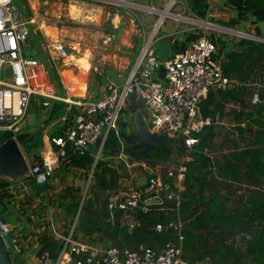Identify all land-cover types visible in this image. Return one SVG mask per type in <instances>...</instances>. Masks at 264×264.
Wrapping results in <instances>:
<instances>
[{
    "label": "built area",
    "instance_id": "2783aa9c",
    "mask_svg": "<svg viewBox=\"0 0 264 264\" xmlns=\"http://www.w3.org/2000/svg\"><path fill=\"white\" fill-rule=\"evenodd\" d=\"M33 23L34 18L25 17L15 0H0V131L21 132L32 103L51 107L58 100L67 104V113L62 118L67 121L65 136L50 137L51 147L42 150V159L30 163L31 177L37 183L48 182L68 144L80 155H86L93 148L100 158L106 139L112 129L117 130L126 100L132 93L150 109L153 130L183 143L186 150L180 163L165 170L163 166L142 165L141 173L146 180L144 187L132 191L121 189L110 194L103 223L110 222L114 226L120 222L132 230L139 223L135 213L139 209L147 212L156 208L180 216L188 163L195 160L193 151L199 142L197 134L214 123L203 115L205 100L213 91L227 90L235 85L216 56L215 38L207 32L200 33L184 50L165 58L157 55L152 44L146 42L125 85L109 84L105 97L75 98L61 96L35 81L38 73L34 69L40 60L27 56L24 51L29 44ZM111 39L109 36L104 42ZM49 48L58 58L69 56L62 41L51 43ZM253 94L254 103L259 102L258 90ZM17 188L29 193L32 183L21 179L12 191ZM47 217L54 226V213ZM169 226H175L181 232L183 223L178 219ZM15 228L0 214V236L7 248L22 255L26 242ZM156 228L161 231L165 225L158 223ZM70 230L67 234L56 229L52 233L64 243L56 264H201L185 258L182 245L173 241L168 242L163 250L146 243L136 247L104 245L91 236L77 238L75 229ZM48 259L44 248L41 261Z\"/></svg>",
    "mask_w": 264,
    "mask_h": 264
},
{
    "label": "trees",
    "instance_id": "16d2710c",
    "mask_svg": "<svg viewBox=\"0 0 264 264\" xmlns=\"http://www.w3.org/2000/svg\"><path fill=\"white\" fill-rule=\"evenodd\" d=\"M187 1L194 14L200 18L206 16L207 0ZM225 2L237 11V17L231 21V25L249 17L254 18L256 22L264 20V0H225ZM184 36V40L174 42L172 52L166 57L184 50L196 39L197 32L187 31ZM215 41L218 47L216 56L220 58L226 75L253 82L264 77V41L243 37L235 44V49H229L223 40ZM53 78H56L54 74ZM248 87L252 88L244 84L234 85L227 90L218 91V95L211 94L203 105L205 116L214 122L218 112L220 114V110L223 109L218 96L236 97L235 93L238 92L244 96ZM255 87L260 96V101L255 103V106L257 105V110L261 114L255 123L262 128L264 85ZM66 111L67 104L55 100L45 121V127L39 125L32 131L23 129L17 134L0 131V143L16 136L25 155L28 158L33 156L34 161H40L45 144L44 129L52 121L58 120L61 124L54 126L51 137L65 136L67 121L62 120V117L67 113ZM197 137L199 142L193 151L195 160L188 163L180 216L156 208L147 212L139 209L135 212L139 223L132 230L120 222L114 226L110 222L103 223L108 199L105 208L101 209L100 205L105 202L102 193L106 194L118 188L117 169L107 165L102 159H99L93 168L96 159L95 149L91 148L86 155H80L73 151L71 144H68L65 158L69 160L70 165L92 172L95 180L90 187L92 195L82 194L81 188L70 186L65 188L59 197L61 210L65 216L74 220L79 214L74 234L78 230L83 231L84 235L98 233L103 237L108 236L115 245L128 244V246L134 245L130 247H136L140 243H146L158 250H163L168 242L173 241L182 245L183 256L192 263L212 261L213 264H264V128L258 132L256 143L248 144L246 149L238 151L239 155L229 157L235 152L229 151L226 161L217 159L213 161L207 154L210 146H215L212 140L216 137V132L210 126H206ZM173 141L168 136L163 137L162 141H157L156 148L146 155L165 162L169 161L174 154ZM179 143L178 152L182 155L186 149L183 143ZM118 145L120 140L117 130L112 129L106 139L103 156L114 155ZM54 147L57 148L55 143ZM238 147L240 146L234 145V149ZM154 159L148 157L149 163L153 164ZM22 179L31 181L37 196L50 187L47 182L37 183L31 176ZM17 183L7 178H0V214L6 220L4 214L12 209L9 199L14 196L10 186ZM78 190L79 194L76 193ZM178 219L183 223L181 232L175 226H169L170 222H176ZM158 223L165 225V228L158 230L156 228ZM181 235L184 236L183 240ZM41 245L49 255V259L43 263L55 264L64 246L63 241L51 233H44L41 236Z\"/></svg>",
    "mask_w": 264,
    "mask_h": 264
},
{
    "label": "crops",
    "instance_id": "0c3cea01",
    "mask_svg": "<svg viewBox=\"0 0 264 264\" xmlns=\"http://www.w3.org/2000/svg\"><path fill=\"white\" fill-rule=\"evenodd\" d=\"M38 1L23 0L20 6L15 0L25 17L34 18L29 44L24 51L27 56H34L40 60L39 66L34 69V72L38 73L35 81L50 90H54L61 96L70 95L75 98L86 97L88 99L105 97L108 94L109 84H122L126 82L146 42L152 43L156 38L163 40L165 42L164 53L159 56L166 57L172 52L174 42L185 39V32L195 31L198 37L201 31L199 32L197 28H202L201 24L203 26L207 24L222 27L224 30L221 33L209 34L215 40H223L229 49H235V44L243 38L229 31L233 30V27L239 28L240 31L243 30L247 38L258 40L256 37H258L257 33L259 31H261L259 32L260 38H264V20L256 22L254 18L249 17L247 20L241 19L235 22L234 25H231V21L237 17V11L231 8L225 0H207L208 9L204 18L198 17L191 11L187 0H67L69 1V6L65 12L62 11L61 6L53 14V17L41 18L36 9ZM57 1L64 3L63 0ZM45 2L47 1L43 3ZM167 12L169 14L165 15ZM46 14L48 13L46 12ZM162 24L164 27L161 29ZM138 25H142L143 28L141 29ZM126 26L130 27L127 31ZM150 27H152L151 32L148 30ZM203 29L206 28L204 27ZM125 33L127 36L124 35ZM120 35L121 43L127 44L128 48H136V54L133 56L135 57L134 63L126 60L130 59L129 50L122 48L117 50L113 47V41L120 37ZM109 36L112 38L111 41L105 43L104 40ZM138 40L144 42L139 47L138 45L135 46L138 44ZM55 41L65 43L69 51L67 58H58L57 55L52 54L49 45ZM96 42L99 44V48L102 47V51L96 49ZM96 52H100V58L105 62L104 65L93 63ZM118 60H120L119 63ZM53 74L56 78H53ZM232 79L235 81V85L244 84L253 87H248L243 94L244 96L238 94L239 92L235 93L236 97L218 96L223 109L220 110V114L218 112L214 123L207 126H210L216 132V137L212 140V143L217 147V156L215 157V153L212 150L208 153L206 151L213 161L215 159L226 161L229 151L236 152H232L229 157L239 155L238 151L246 149L248 144L256 143L258 132L264 128V124L261 128L260 125L255 123V120L260 118L261 114H259L257 105L255 106L253 100V93L257 90L255 86L264 85V80L258 82L256 79L255 81L257 82H253L238 78ZM217 93L218 91H213L211 94L216 95ZM136 97L138 100V96ZM139 100L142 101L141 99ZM31 109L32 104L24 120L23 129L31 126L29 123H35L34 126L40 124L42 127H45L48 115L41 113L37 119L36 114L30 112ZM203 115L205 116L204 111ZM56 123L52 121L44 129L45 144L43 149L51 147V132ZM150 127L151 132L156 134L157 132L153 130L151 125ZM124 131L129 132L127 129H121L123 134ZM119 132L120 129L117 128L118 137L120 138ZM128 135L129 133L126 134V136ZM159 135L162 136L163 134ZM234 145H239L240 147L232 150L234 149ZM143 150L140 152L136 150L132 154H126L127 157L124 160L127 167L125 166V170L115 168L119 173L118 188L109 191V195L121 189L132 191L144 187L146 180L141 173L142 165L162 166L165 163L168 167H171L180 163L184 155L174 156L175 159H179V162L173 160V158L165 162L164 160L154 159L152 156L146 155L151 150ZM148 157L154 159L153 164L149 163ZM62 159L68 160L65 157ZM67 162L69 163V160L64 163L65 167ZM74 168L78 170L80 175H83L87 171L83 168ZM57 171L58 168L47 182L50 186L54 183L58 184L64 178L63 175H60V179ZM80 175L78 177L79 182L74 184L77 188H80L82 185ZM18 184L19 182L10 186L11 192L14 194L9 199L12 209L6 215L4 214V216L16 227L15 230L25 240L24 253L22 255L14 254L11 249L6 247L3 238L2 240L8 251L10 264H44L41 261V251L45 247L41 245V236L44 233L52 234L55 229L60 233L67 234L71 231L72 227L76 228L77 222L76 219L73 220L65 216L62 210L57 211L56 208L50 205L49 201L55 199L52 190L46 189L39 196L35 194L33 188H31L29 193H25L20 188L12 191L13 186L17 187ZM74 185L71 184L69 186ZM51 189L57 192L54 187ZM37 198H40V200ZM51 212L54 213L55 217L54 226L48 222L47 216ZM79 233L80 235L76 232L77 238H85L86 236H94L96 234L84 235V232L81 230H79ZM104 240L106 241L104 245L112 244L108 236H105ZM100 243L103 244L102 241Z\"/></svg>",
    "mask_w": 264,
    "mask_h": 264
},
{
    "label": "rangeland",
    "instance_id": "374dc122",
    "mask_svg": "<svg viewBox=\"0 0 264 264\" xmlns=\"http://www.w3.org/2000/svg\"><path fill=\"white\" fill-rule=\"evenodd\" d=\"M22 1L23 0H16V2L20 6L22 4ZM44 1H47V2L43 3ZM63 1H64V3H60L57 0H39L37 2L38 4L36 6L37 7L36 9H37L39 15L41 16V18H44V17L51 18V17H53V14L56 13L57 9L60 8L61 6H62V11L63 12H65L67 10V8L69 6V1H67V0H63ZM46 12L48 14H46ZM167 16H170V15H167ZM63 17H66V16H63ZM138 26H140L141 29L143 28L142 25H138ZM201 26H202V28H197V30L199 32L201 31V33L207 32L208 34L209 33L214 34V33H221V31L224 30L222 27H219L218 25L216 26V25H207L206 24L205 26H203V24H201ZM163 27H164V25L162 24L161 29ZM204 27L206 29H203ZM125 28H126V31H127V30H129L130 27L126 26ZM151 29H152V27L148 28L149 32H151ZM123 30H124V28H123ZM229 31H231V33H236L238 36L240 35L241 37H247V36L244 35L245 32L243 30L240 31L239 28H234L233 27V30H229ZM124 35L127 36L126 33ZM156 35H158V34H156ZM257 35H258V37H260V35L258 33H257ZM97 42H96V44H97ZM143 43H144L143 41L138 40V44H136L135 46L138 45V47H139ZM152 43H153L152 46H153L155 52L157 53V55H161V54L164 53L165 42L163 40H161L159 38H156V39H154V41ZM98 45L99 44H97L96 49L102 51V47H100L101 48L100 49ZM113 47L115 49H117V50L119 48H122V49H125V50H129L130 51V53H129L130 54L129 55L130 59H126V60H130V62L134 63L135 57H133V56L136 54V52H135L136 48L135 47L128 48L127 44L121 43V35H120V37L116 38L115 41H113ZM100 52L99 53L96 52L94 54L95 58L93 59V63L94 64L97 63L98 65H101V64L104 65L105 62H104V60H102L100 58ZM98 54H99V56H98ZM119 62H120V60H118V63ZM114 64L115 63L113 61V65ZM263 80H264V77L261 80L257 79L258 82L263 81ZM123 85H125V83ZM251 91H252V89H251ZM136 96L137 95L132 94V93L128 96V98L126 100V104H125V106H124V108L122 110L121 116H120L119 121L117 123L118 128L120 129V132H119V134H120L119 135L120 136V138H119L120 139V145H118L117 148L115 149L114 155L103 156V153H102L100 158H99V159L104 160V162L107 165H110V166H112L114 168H117L119 170H122V169L125 170V166L127 167V164H126L124 159L127 157L126 154H130V153L132 154V150L133 149H131V147L133 145H136L137 146L136 150H138V152L142 151L144 148H145L144 150H147V148L150 146V144H149L150 138H152L153 135H154V133L151 132L152 130H151V127H150V125H152V118H153L152 113L150 112V109L145 106V104L143 103L144 101L140 97H138V100H137ZM139 99H141L143 102L140 101ZM129 104H130V106H129ZM36 105L37 104L32 103V109H31L30 112L35 113L37 119H38V116L41 113H44L45 115H48L51 112V107H40V106L38 107ZM55 122H57L56 125L57 124L58 125L61 124V122L58 121V120L55 121ZM29 124L31 126H28L27 128H25V130L29 129V131H32L36 127H38L40 125L39 124L37 126H34L35 123H29ZM121 129H127L129 132L124 131V134H123V132H121ZM254 129H256V128H254ZM127 133H129L128 136H126ZM144 133H145V137L143 139L142 135ZM163 137H166V135L163 134ZM220 145H226V144H220ZM173 146H174V154H173L172 158H173V160L179 162V159H175V157H174V156L180 155L179 152H178V149H179L178 142L173 141ZM124 149H127V152H125ZM210 150H212L215 153V157H216L217 156L216 155L217 147L212 145V146H210ZM65 155L66 154H63V157H65ZM66 161H68V160L61 159L60 165H59L58 171H57V175L59 176V178L62 175H63L64 178L63 179L60 178L61 182H58V184L54 183L53 185L50 186L51 188L54 187L57 190V192L54 191L53 189H51L50 187L48 188V190L49 191L52 190L54 192V195H55V199H51L49 201V203H50L51 206L56 208L57 211L61 210V208H62L61 205H60L59 197L62 194V192L64 191V189L67 188V187H70L69 185H71V184L74 185L75 183L77 184V182H79L78 177H79L80 173L78 172V170L76 168H74V166H71L70 163H68V162H67V165L65 167L64 163ZM162 166L164 167V170L168 167V165H166L165 163ZM80 178L82 179V185L80 187L81 188V193L82 194L83 193H85V194L89 193V195H92L90 187H91V184L94 183V181H95L94 180V176L92 175V172L86 171V172H84L83 175H80ZM74 187L77 189V186L74 185ZM76 193L79 194L80 191L78 190V191H76ZM108 196H109L108 193H106V194L102 193V197L104 198L105 202L103 201V203L100 205L101 209L105 208L106 203H107L106 199H108ZM77 234L80 235L79 230L77 231ZM75 235H76V233H75ZM104 238H105V236L103 237V236H101L98 233H96L94 236H91V239H93L94 241H97V242H101L102 241L103 244H105L106 241L104 240ZM125 245H128V244H125ZM130 246H134V245H130ZM200 263L201 264H203V263L213 264L212 261L211 262L203 261V262H200ZM244 264H246V263H244Z\"/></svg>",
    "mask_w": 264,
    "mask_h": 264
},
{
    "label": "water",
    "instance_id": "95a60500",
    "mask_svg": "<svg viewBox=\"0 0 264 264\" xmlns=\"http://www.w3.org/2000/svg\"><path fill=\"white\" fill-rule=\"evenodd\" d=\"M260 41H264V39L260 37H256ZM145 133L142 135V138L144 139ZM162 136H160L158 133L154 134L152 138H150L149 144L150 146L147 148V150H153L157 146V141H162ZM99 143H97V146ZM132 153H134L137 149V146L131 147ZM125 152H127V149H124ZM99 159V154H97L94 167L96 166V163ZM34 161V157L31 156L28 158L17 137L12 136L5 140L4 142L0 143V178H7L14 182L20 181L24 177L31 176V167L30 163ZM85 196V195H84ZM84 199L82 200L81 205L83 204ZM80 213V211H79ZM79 217V214L76 218ZM42 252V251H41ZM0 264H10V258L7 249L5 248L4 242L2 240V237L0 236Z\"/></svg>",
    "mask_w": 264,
    "mask_h": 264
},
{
    "label": "bare ground",
    "instance_id": "6f19581e",
    "mask_svg": "<svg viewBox=\"0 0 264 264\" xmlns=\"http://www.w3.org/2000/svg\"><path fill=\"white\" fill-rule=\"evenodd\" d=\"M166 14H169V13L167 12V13H165V15H166Z\"/></svg>",
    "mask_w": 264,
    "mask_h": 264
},
{
    "label": "clouds",
    "instance_id": "9594fccd",
    "mask_svg": "<svg viewBox=\"0 0 264 264\" xmlns=\"http://www.w3.org/2000/svg\"><path fill=\"white\" fill-rule=\"evenodd\" d=\"M19 182V181H18Z\"/></svg>",
    "mask_w": 264,
    "mask_h": 264
}]
</instances>
